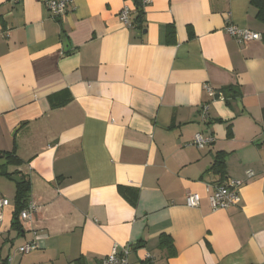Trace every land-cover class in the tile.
<instances>
[{"label": "crops", "instance_id": "0c3cea01", "mask_svg": "<svg viewBox=\"0 0 264 264\" xmlns=\"http://www.w3.org/2000/svg\"><path fill=\"white\" fill-rule=\"evenodd\" d=\"M228 25L264 32L249 0H72L59 18L0 0V170L36 207L17 231L0 174V263L101 264L115 247L128 264H264V39ZM230 179L238 204L212 210Z\"/></svg>", "mask_w": 264, "mask_h": 264}, {"label": "built area", "instance_id": "2783aa9c", "mask_svg": "<svg viewBox=\"0 0 264 264\" xmlns=\"http://www.w3.org/2000/svg\"><path fill=\"white\" fill-rule=\"evenodd\" d=\"M149 0H141L142 4H147ZM72 3V0H44V6L51 18L61 17L67 9V6ZM130 9L126 5L122 7L119 12V19L122 23L130 25L129 22ZM225 31L232 37L236 39L238 43H247L253 40H258L262 37V34L253 31L248 28H239L234 25H228ZM207 93L213 96L214 91L210 86L205 87ZM207 105L203 106V113L207 114ZM213 141L211 135H203L201 133H196L193 137L192 144L197 148H203L206 144ZM248 176L252 175V172H247ZM243 182L239 179H230L224 182L216 183L213 186L212 192L208 196L209 205L212 210L217 209H227L232 206H236L239 202L240 194L239 189ZM8 200L5 198H0V207L7 205ZM200 203V196L197 193H188L185 196V205L188 207H196ZM36 210L35 204L30 202L27 207L22 209L19 213V221H25L32 217L34 211ZM1 218V215H0ZM36 243L27 242L18 247V252L21 254H27L32 250L36 249ZM127 249H123L119 254L116 248L113 247L111 252L101 259V264H128L127 260Z\"/></svg>", "mask_w": 264, "mask_h": 264}, {"label": "trees", "instance_id": "16d2710c", "mask_svg": "<svg viewBox=\"0 0 264 264\" xmlns=\"http://www.w3.org/2000/svg\"><path fill=\"white\" fill-rule=\"evenodd\" d=\"M249 3L255 8V19L263 24L264 26V0H249ZM141 9L138 12V18H141ZM262 38L264 39V32L262 33ZM264 115V109H263ZM3 157L6 158V164L20 165V159L14 153H5ZM223 161L218 160L214 164V171L217 174L224 173ZM17 171L7 172L6 170H0V174H5L11 176L17 174ZM22 182L16 184V190L14 195V212L12 226L17 230L21 231V225L19 221V213L22 209L26 208L29 203V181L22 177ZM31 242V241H30ZM0 264H7L6 259H2Z\"/></svg>", "mask_w": 264, "mask_h": 264}, {"label": "water", "instance_id": "95a60500", "mask_svg": "<svg viewBox=\"0 0 264 264\" xmlns=\"http://www.w3.org/2000/svg\"><path fill=\"white\" fill-rule=\"evenodd\" d=\"M11 179H12L13 181H15L16 183H20V182H22V179H21V177H20L19 175H13V176L11 177Z\"/></svg>", "mask_w": 264, "mask_h": 264}]
</instances>
